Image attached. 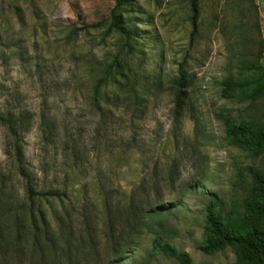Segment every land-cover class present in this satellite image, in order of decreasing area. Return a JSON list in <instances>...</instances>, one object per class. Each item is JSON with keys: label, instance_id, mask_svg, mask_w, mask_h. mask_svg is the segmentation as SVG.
Segmentation results:
<instances>
[{"label": "rangeland", "instance_id": "obj_1", "mask_svg": "<svg viewBox=\"0 0 264 264\" xmlns=\"http://www.w3.org/2000/svg\"><path fill=\"white\" fill-rule=\"evenodd\" d=\"M127 1L126 42L109 29L111 0H0V112L26 114L18 134L23 162L39 191L59 188L61 202L42 208L50 228L65 234L53 250L41 234L35 248L31 223L16 235L6 215L1 221L12 246L0 253V264H68L61 248L71 264H93L91 248L82 243L84 216L98 226L96 250L110 263L100 237L102 200L128 244L110 264H177L150 250L160 234L130 233L128 206L142 225L148 212H163L161 243L192 264L236 261L228 248L208 255L197 247L207 201L215 200L224 214L240 212L251 185L248 170L264 174V152L229 146L223 130L224 119L264 126V97L238 91L225 100L217 86L255 77L246 68L264 66V0H194V12L192 0ZM115 59L124 64L123 77ZM111 65V77L96 86ZM181 73L188 84L175 114ZM13 142L0 126L8 207L24 200ZM52 212L63 214L62 224Z\"/></svg>", "mask_w": 264, "mask_h": 264}, {"label": "trees", "instance_id": "obj_2", "mask_svg": "<svg viewBox=\"0 0 264 264\" xmlns=\"http://www.w3.org/2000/svg\"><path fill=\"white\" fill-rule=\"evenodd\" d=\"M112 6L108 11V25L111 31L119 36H122L127 42L130 35L125 27L122 15L124 8L127 5V0H111ZM192 0V12L193 10ZM193 32L195 30V22L192 24ZM114 65L117 69L116 75L123 77V65L119 63L118 59L114 60ZM258 68H246L250 71H255L257 75L253 77L244 76L237 83L223 80L217 83L219 88V96L229 100L238 91L246 93L251 99L264 97V66H257ZM113 65L109 66L104 73V76L99 78L96 86L105 85L107 79L111 77ZM188 84L187 78L181 73L176 81V99H175V114L182 110L183 104V89ZM26 114L13 113L3 114L0 112V126L5 128L11 137H13V156L12 160L15 166L17 175L24 181V200L17 202V204L4 203L6 196L8 179L6 175L0 171V253L8 251L11 242L5 238V228H3L1 218L10 215L16 224V229L13 232L19 235L27 228L26 222L31 223L30 230L34 235V247L39 243V236L42 234L44 240L50 245L55 246L56 238H64L65 234L61 231H55L50 228L47 214L43 210V205L52 203L53 201L61 202L63 196L59 192V188L50 187L45 191H39V181L28 170L26 164L23 162V141L20 139L19 123L27 121ZM42 126H48L46 118H40ZM223 130L226 135L228 145L236 149H242L253 154L264 152V126H254L249 123L240 122L234 124L233 122L224 119ZM73 150V149H72ZM71 150L70 156H75ZM71 157V159H72ZM248 173L251 176V185L246 191L243 200L242 209L240 212H230L224 214L220 206L213 199H209L204 207L205 222L201 233V241L197 247V251L205 254H214L221 249L228 248L234 252L236 261L234 264H264V174L257 170L249 169ZM103 200L102 204V225L103 233L101 240L103 247L107 248L113 261L119 260L124 253H126L127 245L120 240L116 228V220L109 213L108 207ZM6 204V207H3ZM53 213V212H52ZM127 219L128 229L131 234H135V230L143 228L146 233L160 234L159 239L154 238L150 243V250L157 254H163L165 257L176 261L177 264H192L188 255L182 251H178L167 243H161V236L164 234L166 228L164 221L160 218L163 212L153 210L148 212L149 221H145L142 225L140 223L139 215L132 206H128ZM59 224L63 223V214L53 213ZM84 237L82 243L91 248L92 256L96 258L93 264H107L104 257H101L99 251L96 250L98 245L96 223L92 218V227L89 223V218L83 217ZM8 232V231H7ZM18 237V236H17ZM12 246V245H11ZM40 247V246H39ZM38 247V248H39ZM98 249V248H97ZM62 255L68 258V264H71V257L69 251L61 248ZM108 263V264H110Z\"/></svg>", "mask_w": 264, "mask_h": 264}]
</instances>
